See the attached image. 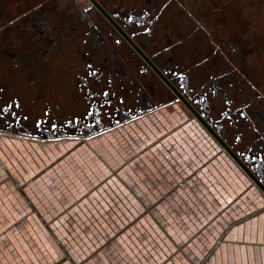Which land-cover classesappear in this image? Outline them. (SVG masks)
Segmentation results:
<instances>
[{"label": "flooded vegetation", "instance_id": "af4514ba", "mask_svg": "<svg viewBox=\"0 0 264 264\" xmlns=\"http://www.w3.org/2000/svg\"><path fill=\"white\" fill-rule=\"evenodd\" d=\"M251 2L0 0V137L189 130L264 203V29Z\"/></svg>", "mask_w": 264, "mask_h": 264}, {"label": "crops", "instance_id": "0c3cea01", "mask_svg": "<svg viewBox=\"0 0 264 264\" xmlns=\"http://www.w3.org/2000/svg\"><path fill=\"white\" fill-rule=\"evenodd\" d=\"M187 132L128 152L118 131L79 144L0 137V264H119L115 252L123 264H264V203Z\"/></svg>", "mask_w": 264, "mask_h": 264}, {"label": "rangeland", "instance_id": "374dc122", "mask_svg": "<svg viewBox=\"0 0 264 264\" xmlns=\"http://www.w3.org/2000/svg\"><path fill=\"white\" fill-rule=\"evenodd\" d=\"M244 0H241V3H243ZM247 2L249 0H246ZM239 4V2H238ZM246 11L248 10V12H252V16L255 18V21L263 27L264 29V0H253V2L251 3H246L244 5ZM154 131L150 134L148 130H146L145 127H138V128H133L132 130H127V129H123V130H118L119 135H117V140L114 139V147L116 149L119 150V152H128V151H135L133 148H136L141 142L140 140L142 139L141 137L145 136V137H154V134L156 136L160 135V134H164L165 130H163V127L161 126H156L153 127ZM162 129V130H161ZM156 130H160L159 132H156ZM189 134V132H185L183 131V135L182 136H186V134ZM168 136V135H167ZM166 136V137H167ZM129 142V143H128ZM193 145V143L190 144V147ZM178 149H180V147H176L173 148L174 151H177ZM192 152V150L190 151V153ZM0 167L2 169V165L0 164ZM1 174V173H0ZM2 178V176L0 177V179ZM2 182L0 183L1 186ZM169 192V191H167ZM0 197H2V195L0 194ZM2 205L0 202V252L2 253ZM120 244H123V241H120ZM114 256H120L122 257V259H119V264H123L124 263V259L123 257H126V254H122V252H115L112 254V257ZM167 264H172L170 262H168Z\"/></svg>", "mask_w": 264, "mask_h": 264}, {"label": "snow or ice", "instance_id": "6c2138e0", "mask_svg": "<svg viewBox=\"0 0 264 264\" xmlns=\"http://www.w3.org/2000/svg\"><path fill=\"white\" fill-rule=\"evenodd\" d=\"M89 10H90V9H84V11H89ZM116 43L119 44L120 41L117 40ZM109 83H110V81H109ZM0 91H2V90H0ZM107 94H108V93H104V95H107ZM12 103L15 104L16 107H19L18 103H16L15 101H13ZM209 103L211 104L212 101L209 100ZM219 112H220V115H226V114H227V113L225 112L224 108H221V109L219 110ZM242 136H243V133H241V136L238 137V138H242Z\"/></svg>", "mask_w": 264, "mask_h": 264}, {"label": "water", "instance_id": "95a60500", "mask_svg": "<svg viewBox=\"0 0 264 264\" xmlns=\"http://www.w3.org/2000/svg\"><path fill=\"white\" fill-rule=\"evenodd\" d=\"M89 140H91V137H87V138H86V141H89ZM254 179H255V178H254Z\"/></svg>", "mask_w": 264, "mask_h": 264}, {"label": "bare ground", "instance_id": "6f19581e", "mask_svg": "<svg viewBox=\"0 0 264 264\" xmlns=\"http://www.w3.org/2000/svg\"><path fill=\"white\" fill-rule=\"evenodd\" d=\"M10 135V134H9ZM14 136V135H13ZM86 140V139H85Z\"/></svg>", "mask_w": 264, "mask_h": 264}]
</instances>
